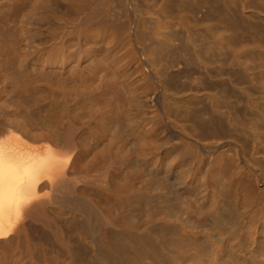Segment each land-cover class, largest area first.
Listing matches in <instances>:
<instances>
[{"label":"bare ground","instance_id":"1","mask_svg":"<svg viewBox=\"0 0 264 264\" xmlns=\"http://www.w3.org/2000/svg\"><path fill=\"white\" fill-rule=\"evenodd\" d=\"M0 264H264V0H0Z\"/></svg>","mask_w":264,"mask_h":264}]
</instances>
